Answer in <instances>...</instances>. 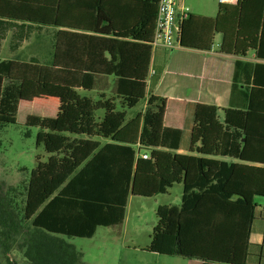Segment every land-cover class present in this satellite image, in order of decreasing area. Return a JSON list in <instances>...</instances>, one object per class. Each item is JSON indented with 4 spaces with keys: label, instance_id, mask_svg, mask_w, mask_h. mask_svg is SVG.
Segmentation results:
<instances>
[{
    "label": "trees",
    "instance_id": "trees-1",
    "mask_svg": "<svg viewBox=\"0 0 264 264\" xmlns=\"http://www.w3.org/2000/svg\"><path fill=\"white\" fill-rule=\"evenodd\" d=\"M157 1L141 39L143 62L134 61L131 71L123 70L121 48L111 58V70H95L99 58L93 53L100 40L93 35L67 36L78 48L64 55L62 32L55 36L50 63L38 57L0 59V126L16 122L19 106L33 101L36 85L59 90L56 116L25 117L26 127L39 129L36 146L48 157L37 159L29 174L20 215L0 201L5 264H19L9 256L12 251L25 264H74L69 256L74 247L61 240L91 238L98 227L121 225L129 197L152 198L174 184L182 186L181 202L158 206L146 250L197 264H250L249 236L260 208L256 201L264 199V87L256 85L258 73L264 84V64L235 61L231 99L239 92L243 109H224L219 121L216 107L189 105L187 154L177 153L183 131L163 125L165 100L149 96L142 112L134 110L147 96ZM62 3L0 0V42L11 30L9 49L15 51L33 31L29 23L62 27ZM81 28L94 32L92 26ZM215 34L221 35L220 53L246 57L252 52L264 60V0L219 3L214 17L189 14L180 26L179 45L208 51ZM25 222L31 229L19 242Z\"/></svg>",
    "mask_w": 264,
    "mask_h": 264
},
{
    "label": "crops",
    "instance_id": "crops-1",
    "mask_svg": "<svg viewBox=\"0 0 264 264\" xmlns=\"http://www.w3.org/2000/svg\"><path fill=\"white\" fill-rule=\"evenodd\" d=\"M45 1L47 3L51 2V0ZM152 1L101 0L97 5V0H63L62 27L37 26L35 23H29L33 31L28 39L23 41L21 46L15 51H10L9 49L12 35V31L10 30L0 42V50L5 41L8 43V51L12 54L17 53L23 46L25 48L30 46L32 50L34 46L33 41L38 36L45 35L48 38L51 49L50 60H46L45 63H50L55 54V36L58 32L63 33V52L67 56H71V51L74 52V48H78L76 44L74 46L69 41L70 37L67 36L93 35L100 40L95 46L93 53L99 58L98 64L94 68L95 70H111V58H115L118 55V49L121 48L124 51L123 70L131 71L136 68V65L134 67V61L140 60L143 62L144 51L141 47L143 44L141 39H143V32H147L150 29L149 23L151 22V14L154 10ZM218 4L219 0H215L214 15L204 16L200 14V16L214 17ZM4 20L16 24L21 23L5 18ZM82 25L92 26L94 32L81 28ZM127 32H133L136 36ZM31 38L32 40L29 42ZM220 42L221 35L215 34L212 46L208 51L189 49L181 46L173 50H167L162 47L151 49L147 66V96L142 101V108L138 109L137 112L144 110L149 96L165 100L163 125L166 128L183 131L180 149L177 153L187 154L185 150L192 126V115L189 105L200 104L216 107L218 109L219 121L223 118L222 111L224 109L230 107L243 109L245 100L239 92H235L234 97L231 99V83L235 61L242 60L250 63L264 64V60L255 59L252 52L248 53L246 57L222 54L219 52ZM261 78L262 75L258 73L256 85L264 87V84L260 83ZM247 83L249 88L251 86V78H249ZM99 86L106 87L108 85ZM240 89L242 90L243 86ZM87 95L95 98L93 93H87ZM55 102L54 115L48 117H54L58 112L59 100L57 99ZM256 120L259 119L257 118ZM98 141L101 143L107 142L104 140ZM216 159L229 161L228 158ZM259 202H261L259 204L260 208L257 210V217L252 224L249 236V242L252 245L250 264H264V208H262L264 207V203L262 201ZM193 264L197 263L194 261Z\"/></svg>",
    "mask_w": 264,
    "mask_h": 264
},
{
    "label": "rangeland",
    "instance_id": "rangeland-1",
    "mask_svg": "<svg viewBox=\"0 0 264 264\" xmlns=\"http://www.w3.org/2000/svg\"><path fill=\"white\" fill-rule=\"evenodd\" d=\"M185 5L190 14H215V0H185ZM33 45L32 50L30 46H23L12 54L5 41L0 50V59L27 61L30 56H36L43 62L50 60L51 49L47 36H38ZM58 92L55 86L36 85L33 102H24L19 106L16 122L0 126V201L8 202L14 215H20L26 184L36 160L45 162L48 157L42 146H36L39 129L26 127L25 117L32 113L42 117L53 116ZM141 108L142 101L134 110ZM181 193V184H174L165 194L152 198L131 196L121 225L98 227L91 238H65L66 242L61 240V243L74 247L75 253L69 255L75 257L74 264H193L194 261L180 256L161 255L146 250L157 221L158 206H179ZM259 201L264 203L262 198L256 201L261 204ZM22 227L23 233L18 234L17 238L19 242L28 237L30 222H25ZM19 231H22L21 228ZM9 256L17 263L25 264L16 251H12ZM0 264H5L1 253Z\"/></svg>",
    "mask_w": 264,
    "mask_h": 264
},
{
    "label": "built area",
    "instance_id": "built-area-1",
    "mask_svg": "<svg viewBox=\"0 0 264 264\" xmlns=\"http://www.w3.org/2000/svg\"><path fill=\"white\" fill-rule=\"evenodd\" d=\"M237 0H219L222 4H235ZM185 0H158L152 36V48L173 50L179 47L182 21L189 15ZM147 158V155H142Z\"/></svg>",
    "mask_w": 264,
    "mask_h": 264
}]
</instances>
